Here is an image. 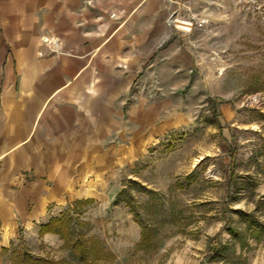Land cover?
<instances>
[{"label": "rangeland", "instance_id": "1", "mask_svg": "<svg viewBox=\"0 0 264 264\" xmlns=\"http://www.w3.org/2000/svg\"><path fill=\"white\" fill-rule=\"evenodd\" d=\"M165 7L163 39L139 72L141 95L130 97L154 113L140 130L138 155H126L132 146L109 148L115 160L87 168L85 184L50 214H67L66 239L86 241L91 257L80 261L56 233L19 227L2 264H20L24 253L65 264H235L234 254L264 264V233L255 241L244 223L252 214L264 224V0ZM169 19H184V27ZM171 41L187 54L176 79L174 64L157 58Z\"/></svg>", "mask_w": 264, "mask_h": 264}, {"label": "crops", "instance_id": "2", "mask_svg": "<svg viewBox=\"0 0 264 264\" xmlns=\"http://www.w3.org/2000/svg\"><path fill=\"white\" fill-rule=\"evenodd\" d=\"M172 3L0 0V253L19 227L38 232L85 184L87 168L114 161L109 148L132 146L126 155L136 158L154 113L130 97L141 95L139 72ZM179 44L157 52L175 65L174 79L187 67Z\"/></svg>", "mask_w": 264, "mask_h": 264}, {"label": "trees", "instance_id": "3", "mask_svg": "<svg viewBox=\"0 0 264 264\" xmlns=\"http://www.w3.org/2000/svg\"><path fill=\"white\" fill-rule=\"evenodd\" d=\"M192 174V173H191ZM191 174L187 175V178H191ZM142 189H144V191H146L147 193H149L150 195L153 194V192L147 191L148 189L144 188L143 186L141 187ZM122 194V191H120L118 193V196H120ZM91 201L90 199H85L82 201H74L73 205L78 206V205H82L84 202H89ZM67 214L62 215L61 217H53L52 219H50V221H48L47 223L41 224L39 226V230H38V236L42 235L44 233H56L58 235H60V237H62L63 239L65 238V241H67V244L70 243L71 248L76 249L78 251L79 254V260L80 261H84V259L89 260V258L91 257L89 255V247L87 246L86 241H82V239H66V234L64 233L65 231H67L69 228V224H67L66 222V218ZM246 219L244 220L245 223V235L249 236L250 238H253L255 241H260L263 237V233H264V224L260 223L257 221V219L254 217V215L252 214H246ZM141 226V225H139ZM231 230V229H230ZM143 231V228H142ZM230 234L232 236V238L234 239V241H238V243H240V240H238V232L236 230H231ZM143 241H145L146 238V232L143 231V233L141 234ZM244 245V244H242ZM234 245L228 246L227 249L225 248L226 251H230L233 248ZM242 247V246H240ZM3 251H6V249H3ZM220 254V253H219ZM234 259L237 260V262H235V264H245L246 263V259H241L240 255H233ZM18 261H21L20 264H65L63 263V261L61 260H50V259H44V258H39V259H34L32 258L30 255H28L27 253H24L22 256L19 255L18 256ZM233 259V260H234ZM86 260V261H87ZM234 260V261H235ZM90 262H93V260H91ZM234 264V263H232Z\"/></svg>", "mask_w": 264, "mask_h": 264}, {"label": "bare ground", "instance_id": "4", "mask_svg": "<svg viewBox=\"0 0 264 264\" xmlns=\"http://www.w3.org/2000/svg\"><path fill=\"white\" fill-rule=\"evenodd\" d=\"M168 22H172L176 27H181V25L183 26V24H185L184 19H169Z\"/></svg>", "mask_w": 264, "mask_h": 264}, {"label": "built area", "instance_id": "5", "mask_svg": "<svg viewBox=\"0 0 264 264\" xmlns=\"http://www.w3.org/2000/svg\"><path fill=\"white\" fill-rule=\"evenodd\" d=\"M170 23H172V22H169V24H170ZM47 43H51V41H49V40H48V42H47Z\"/></svg>", "mask_w": 264, "mask_h": 264}]
</instances>
